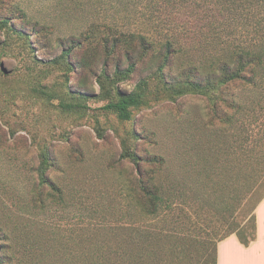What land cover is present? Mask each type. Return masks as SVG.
I'll return each mask as SVG.
<instances>
[{
  "label": "rangeland",
  "instance_id": "obj_1",
  "mask_svg": "<svg viewBox=\"0 0 264 264\" xmlns=\"http://www.w3.org/2000/svg\"><path fill=\"white\" fill-rule=\"evenodd\" d=\"M163 1L0 0V25L9 23L0 27V264H207L208 244L253 231L264 197V83L230 86L243 106L231 124H212L208 99L192 93L161 90L129 121L105 108L156 70L148 59L129 78L106 80L115 60L107 61L105 25L145 21L158 39L200 36L195 20L170 28L157 18L148 5ZM242 27L226 25V42ZM199 44L181 47L173 73L215 49ZM116 50L126 68L125 47ZM44 150L52 185L40 178ZM127 152L165 158L155 215L136 207L138 166Z\"/></svg>",
  "mask_w": 264,
  "mask_h": 264
},
{
  "label": "trees",
  "instance_id": "obj_2",
  "mask_svg": "<svg viewBox=\"0 0 264 264\" xmlns=\"http://www.w3.org/2000/svg\"><path fill=\"white\" fill-rule=\"evenodd\" d=\"M148 6L156 12L154 14L157 18H168L170 28H173L171 24L179 27L181 24L188 25V21L195 20L200 28V36L197 40H189L172 33L158 39L151 29L155 27L151 22L145 21L136 25L133 30L105 25L109 30L103 36L102 43L107 48L112 47L108 50L107 61L115 60L112 73L106 66L103 69L102 75L106 80L114 83L115 80L127 79L135 69L137 72L141 62L146 63L148 59L153 62L149 68L154 65L156 67L148 77L140 79L133 91H118L117 95L106 103L105 108L114 112L121 121H129L133 118L134 109L150 106L161 90L167 91L172 97L192 93L208 99L212 124L216 121L231 124L234 120L232 112H240L243 106L231 94L229 95L230 86L241 83L245 87H259L264 83V0H164L159 6L156 3ZM241 23L243 26L240 28L241 31L238 30L236 33L232 30L230 36L233 41L227 43L226 37L229 35L225 32L226 25ZM8 25V21L3 20L0 27ZM190 43H200L196 47H215V49L211 52L204 51L203 59H196L198 61L191 59L181 71L173 73L171 65L175 57L181 52V47H191L188 45ZM116 47H125L122 56L126 55L129 61L126 68L122 67V59L116 56ZM72 51L73 49L69 48L67 53L63 54L69 65H72L70 61ZM133 51L136 52V57ZM76 62L81 66L90 65L85 59ZM153 79L160 81L161 86L156 90H150ZM98 80L104 86L101 75H98ZM79 95L82 97L85 94L79 92ZM221 104L227 109H222ZM65 105L72 106L70 103ZM48 151L44 150L41 153L40 178L43 183L50 185L52 182L48 176V167L52 162ZM125 156L136 162L138 166L134 196L136 207L141 214H157L163 199L157 174L164 167L165 158L158 154L143 158L132 152H127L123 155ZM142 161H145L148 167L142 165ZM253 219L252 232L235 229L211 242L212 245L208 244L207 264H218V243L230 234L235 233L243 244L250 245L257 238L256 213Z\"/></svg>",
  "mask_w": 264,
  "mask_h": 264
},
{
  "label": "crops",
  "instance_id": "obj_3",
  "mask_svg": "<svg viewBox=\"0 0 264 264\" xmlns=\"http://www.w3.org/2000/svg\"><path fill=\"white\" fill-rule=\"evenodd\" d=\"M257 238L243 244L234 233L218 243V264H264V198L256 207Z\"/></svg>",
  "mask_w": 264,
  "mask_h": 264
}]
</instances>
